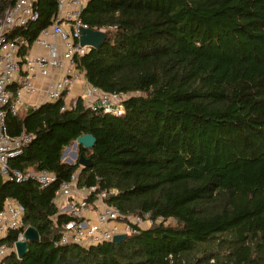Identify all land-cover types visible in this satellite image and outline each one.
<instances>
[{"label":"trees","instance_id":"obj_1","mask_svg":"<svg viewBox=\"0 0 264 264\" xmlns=\"http://www.w3.org/2000/svg\"><path fill=\"white\" fill-rule=\"evenodd\" d=\"M37 9L19 30L29 40L52 23L57 0H37ZM80 18L107 37L76 67L100 90L128 93L124 112L92 110L79 97L69 108L60 98L7 115L10 133L33 135L10 168L47 169L56 181L39 188L0 176V210L17 201L39 233L5 264H264V0H85ZM85 133L95 143L77 150L92 165L62 160ZM72 174L79 186L115 189L104 202L123 215L171 221L118 243L54 246L72 218L54 191Z\"/></svg>","mask_w":264,"mask_h":264},{"label":"built area","instance_id":"obj_2","mask_svg":"<svg viewBox=\"0 0 264 264\" xmlns=\"http://www.w3.org/2000/svg\"><path fill=\"white\" fill-rule=\"evenodd\" d=\"M85 0H57L58 12L52 23L42 28L32 40L19 32L38 17L37 0H0V176L5 180L23 182L34 180L39 188H46L56 181V175L47 170L21 171L10 168V159L18 156L33 135L21 131L12 134L6 123L8 114L16 115L20 109L37 107L45 101L67 98L72 87L82 82L80 94L66 101L62 107L74 106L79 97L92 110L120 115L124 112L125 92H105L85 81L83 72L76 67V57L87 52L89 46H81V29L90 28L80 18ZM114 28V27H111ZM95 29V28H90ZM105 31V27L95 29ZM47 78L44 101L29 102L26 97L38 90L36 81ZM82 78L84 79L83 81ZM97 185L77 184V177L57 183L55 199L62 211L72 218L62 225L54 246L75 243L81 245L112 241L114 235L139 232L155 223H169L162 215L152 216L150 211L123 215L104 198L115 194V189L97 191ZM94 201L89 202V197ZM24 207L13 199H7L0 210V264L10 252L16 254L15 242L23 240L25 225ZM9 231H17V237L9 246L3 238Z\"/></svg>","mask_w":264,"mask_h":264},{"label":"water","instance_id":"obj_3","mask_svg":"<svg viewBox=\"0 0 264 264\" xmlns=\"http://www.w3.org/2000/svg\"><path fill=\"white\" fill-rule=\"evenodd\" d=\"M83 8V7H82ZM106 32L101 30H95V29H81L80 37H79V43L81 46H89L90 48H97L100 45H102L106 40ZM95 143V137L91 133H85L82 135H79L74 144L73 147L75 148L78 144L89 148L92 147ZM65 151L62 153V157L64 155ZM73 156L76 157L77 154L74 152ZM70 163L77 162L82 167H90L92 165V160L90 158H87L83 156L82 154H78V157L76 161L68 160ZM126 237L125 234H116L114 235L112 242L118 243L122 241ZM39 240V233L38 230L31 225H28L26 229L23 231V240H18L15 242V249H16V256L18 258H22L27 250H28V242H36Z\"/></svg>","mask_w":264,"mask_h":264},{"label":"crops","instance_id":"obj_4","mask_svg":"<svg viewBox=\"0 0 264 264\" xmlns=\"http://www.w3.org/2000/svg\"><path fill=\"white\" fill-rule=\"evenodd\" d=\"M48 79L47 78H44V79H38L36 81V84L38 86V90L37 92H35L32 96L30 97H26V99L31 102H42L44 101V94H43V89H44V86H45V83ZM82 82H78L76 83L73 87H72V90L70 91V93L68 94L66 101H69L72 97H74L75 95L77 94H80L81 91H82Z\"/></svg>","mask_w":264,"mask_h":264},{"label":"rangeland","instance_id":"obj_5","mask_svg":"<svg viewBox=\"0 0 264 264\" xmlns=\"http://www.w3.org/2000/svg\"><path fill=\"white\" fill-rule=\"evenodd\" d=\"M83 80H84V79L82 78L81 81H83ZM83 85H84V84H82L81 87H83ZM19 112H22V109H20ZM73 144H74V142H73L71 145L67 146V147L64 149L65 153H64V155H63V157H62V160L67 161V162H68V160L76 161V159H77V157H78V150H77V146H76L75 148L73 147ZM74 152L77 154L76 157L73 156V153H74Z\"/></svg>","mask_w":264,"mask_h":264}]
</instances>
